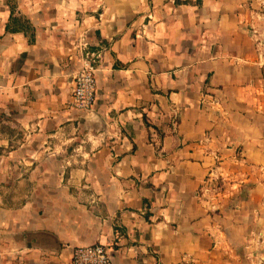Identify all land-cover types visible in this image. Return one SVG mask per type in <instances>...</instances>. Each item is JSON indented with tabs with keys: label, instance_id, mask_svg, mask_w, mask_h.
I'll list each match as a JSON object with an SVG mask.
<instances>
[{
	"label": "crops",
	"instance_id": "0c3cea01",
	"mask_svg": "<svg viewBox=\"0 0 264 264\" xmlns=\"http://www.w3.org/2000/svg\"><path fill=\"white\" fill-rule=\"evenodd\" d=\"M250 3L0 0V264H67L97 241L112 264L260 263ZM81 38L101 48L87 111L66 106ZM215 166L239 185L208 211Z\"/></svg>",
	"mask_w": 264,
	"mask_h": 264
},
{
	"label": "built area",
	"instance_id": "2783aa9c",
	"mask_svg": "<svg viewBox=\"0 0 264 264\" xmlns=\"http://www.w3.org/2000/svg\"><path fill=\"white\" fill-rule=\"evenodd\" d=\"M76 47V56L80 65L73 76L74 86L66 101V106L87 111L92 108L95 99V69L101 57V48H91L84 38L77 42ZM206 139L208 137L204 135L199 143ZM221 178L217 167H212L199 186L197 196L200 201L204 202L208 211L217 208L221 197L231 194L232 189L238 188L239 184L236 181L228 185L230 188L223 186ZM235 206L237 207L238 204L236 203ZM67 264H112V250L110 245L100 241L76 245L72 248Z\"/></svg>",
	"mask_w": 264,
	"mask_h": 264
},
{
	"label": "rangeland",
	"instance_id": "374dc122",
	"mask_svg": "<svg viewBox=\"0 0 264 264\" xmlns=\"http://www.w3.org/2000/svg\"><path fill=\"white\" fill-rule=\"evenodd\" d=\"M250 3V14L252 19V32L256 30L255 33L258 35V44L260 45L262 52L264 54V0H249ZM249 12V11H248ZM257 23V24H256ZM254 24L256 26H254ZM262 38L263 41L261 42L259 39ZM260 120L262 122L263 126V132H264V93L263 98L261 99V105H260ZM260 173L258 174L257 182L262 183L261 186H264V166H260L259 169ZM239 173V172H238ZM260 241H259V249H261V261L259 264H264V232L260 235Z\"/></svg>",
	"mask_w": 264,
	"mask_h": 264
}]
</instances>
